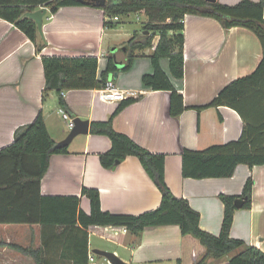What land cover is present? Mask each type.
<instances>
[{"label": "crops", "instance_id": "0c3cea01", "mask_svg": "<svg viewBox=\"0 0 264 264\" xmlns=\"http://www.w3.org/2000/svg\"><path fill=\"white\" fill-rule=\"evenodd\" d=\"M218 1L233 5L241 0ZM106 18L103 9L91 5L63 6L54 14L48 9L42 33L38 31L37 42H46L39 53L22 30L0 17V148L11 144L16 128L33 122L41 110L56 142L71 131L60 113L59 95L52 91L45 100L42 98L43 55L97 57L98 74L106 70L112 57L118 71L108 74V80L119 89L130 91L129 97L142 95L113 116L114 130L151 152L166 155L168 186L176 196L189 201L201 215V228L214 235H220L224 219L225 206L220 195H240L247 178L252 176V206L235 211L230 235L264 251V164H239L230 177L197 179L183 176L181 155L186 148L203 150L242 135L243 117L236 108L197 107L210 103L231 81L255 71L264 53L258 36L242 26L226 29L214 17L186 15L184 76L177 78L172 74L169 58L160 60L186 107L174 115L172 91L154 90L143 82L145 74L154 72L150 55L159 34L153 39L154 45L141 51L130 69L123 70L128 60L127 41L133 35L147 33L143 30L145 16L113 17L111 27L104 26ZM101 89L63 91L72 111L68 113L88 120L89 131L77 135L67 146L68 152L51 156L41 183L42 194L77 195L81 197V209L90 213V199L82 195L83 187H90L99 190L104 211L137 215L155 209L162 193L138 157L128 155L112 168L101 164L99 155L112 148V140L106 134L91 132L92 123L108 121L121 103L102 99ZM178 108L175 103L174 109ZM86 231L89 264H110L94 249L113 251L129 264H195L205 253L199 240L183 236L177 224L146 227L140 234L111 226ZM86 237L82 227L0 223V264H38L31 254L11 244L39 250L42 264H80L85 260ZM91 255L102 256V260L91 262ZM230 256L210 258L206 264H227Z\"/></svg>", "mask_w": 264, "mask_h": 264}, {"label": "trees", "instance_id": "16d2710c", "mask_svg": "<svg viewBox=\"0 0 264 264\" xmlns=\"http://www.w3.org/2000/svg\"><path fill=\"white\" fill-rule=\"evenodd\" d=\"M71 5H91L104 10V26L111 27L113 17H127L143 14V30L147 33L133 35L126 43L128 60L123 70L131 68L140 52L154 45L151 53L154 65L152 74H145L143 82L154 90L172 91V113L178 115L186 108L183 96L176 91L169 76L162 70L160 60L167 57L170 69L177 78L185 74L184 20L186 15L214 17L230 29L242 26L253 31L264 49V0H241L229 5L220 1L207 0H106L103 6L88 4L80 0H0V17L12 22L31 39L37 52H41L46 42H37L38 27L28 11L46 6L50 13ZM45 73L43 100L50 92L59 95V105L72 112L63 96L70 89L103 88L108 74L118 71L112 57L108 59L106 70L98 74V59L94 56H42ZM139 94L121 101L108 121L92 123L91 132L106 134L112 140V148L100 153L101 164L112 168L117 160L128 155L139 158L147 174L162 193L160 205L152 210L134 214H116L104 211L100 192L96 188L83 187L82 195L90 199L91 211L86 213L80 207L81 197L77 195H44L42 179L49 170L53 154L66 153L68 147H57L51 136L42 110L33 122L21 125L14 132L11 144L0 148V223L52 224L59 227H77L87 235L84 244L83 263L89 264L87 229L96 226H111L127 229L140 234L146 227L177 224L183 236L191 235L205 247L204 255L195 264H206L210 258L221 259L231 255L227 264H264V251L248 245L240 238L231 237L235 211L239 208L235 201L245 199L240 208L249 209L253 202L254 179L247 178L240 195L221 194L224 203V219L220 235H214L200 226V213L189 201L176 196L166 182V155L154 153L140 146L125 134L114 130L113 116L129 103L141 98ZM175 103L179 108L174 109ZM221 105L231 106L240 111L243 117V131L240 138L224 144H215L203 150L184 149L182 174L197 179L208 177H230L239 164L250 167L264 164V53L254 72L237 78L224 86L212 101L198 110ZM11 246L31 254L38 264H42L40 251L26 249L16 244ZM181 264V261H178Z\"/></svg>", "mask_w": 264, "mask_h": 264}, {"label": "water", "instance_id": "95a60500", "mask_svg": "<svg viewBox=\"0 0 264 264\" xmlns=\"http://www.w3.org/2000/svg\"><path fill=\"white\" fill-rule=\"evenodd\" d=\"M83 2H86L88 4H93L97 6H103L106 3V0H80ZM209 2H215L217 0H207ZM48 12V8L46 6H42L36 10L33 11H28L26 13L27 16L31 17L32 19L35 20L38 31L42 33L43 29V21L44 17L46 16ZM74 123L75 126L71 129L69 134L66 136L65 139L62 141H59L56 146L57 147H63V146H68L70 142L79 134H86L89 131V121L88 120H83L81 118H74ZM119 163V160H117V164ZM245 199L243 198H238L235 201V204L237 207H242L244 204ZM94 253L98 255H102L108 259L110 264H129L128 262L124 261L122 258H120L115 252L113 251H107V250H102V249H94Z\"/></svg>", "mask_w": 264, "mask_h": 264}, {"label": "built area", "instance_id": "2783aa9c", "mask_svg": "<svg viewBox=\"0 0 264 264\" xmlns=\"http://www.w3.org/2000/svg\"><path fill=\"white\" fill-rule=\"evenodd\" d=\"M114 19H118V17H114ZM130 94H132L130 91L119 89L112 80H107L105 86L101 89V97L106 101H122L128 98ZM60 113L71 130L75 126L74 118L62 107L60 108ZM94 259L95 257L91 255L90 261L93 262Z\"/></svg>", "mask_w": 264, "mask_h": 264}, {"label": "rangeland", "instance_id": "374dc122", "mask_svg": "<svg viewBox=\"0 0 264 264\" xmlns=\"http://www.w3.org/2000/svg\"><path fill=\"white\" fill-rule=\"evenodd\" d=\"M134 17L136 18V15H134ZM135 18H134V19H135ZM48 106H49V105H48ZM63 119H64V118H63ZM64 120H65V119H64ZM65 121H66V120H65ZM62 123L64 124V121H63ZM68 130H69V129H68ZM94 238H97V237L94 236ZM95 260H97V261H98V260H102V256L100 257V256H97V255H96Z\"/></svg>", "mask_w": 264, "mask_h": 264}]
</instances>
